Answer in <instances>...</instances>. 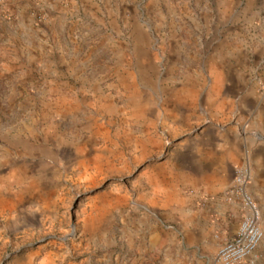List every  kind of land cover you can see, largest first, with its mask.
Listing matches in <instances>:
<instances>
[{
	"label": "rangeland",
	"instance_id": "1",
	"mask_svg": "<svg viewBox=\"0 0 264 264\" xmlns=\"http://www.w3.org/2000/svg\"><path fill=\"white\" fill-rule=\"evenodd\" d=\"M237 173L264 234V0H0V264H218Z\"/></svg>",
	"mask_w": 264,
	"mask_h": 264
},
{
	"label": "built area",
	"instance_id": "2",
	"mask_svg": "<svg viewBox=\"0 0 264 264\" xmlns=\"http://www.w3.org/2000/svg\"><path fill=\"white\" fill-rule=\"evenodd\" d=\"M246 183L247 175L237 173L232 191L241 198L246 213L236 235L218 250L214 258L218 264H248L263 243L261 214L245 190Z\"/></svg>",
	"mask_w": 264,
	"mask_h": 264
},
{
	"label": "crops",
	"instance_id": "3",
	"mask_svg": "<svg viewBox=\"0 0 264 264\" xmlns=\"http://www.w3.org/2000/svg\"><path fill=\"white\" fill-rule=\"evenodd\" d=\"M222 208H223V207H222L221 205H219V204H215V205L212 206V208H211V212H212V213H218V214H224V215H225L226 211L223 210ZM199 222H200V221H199ZM236 228H237V222L235 221V223H233L232 226H231V228H230L232 234L234 233V234H233V237L236 235V234H235V232H236ZM190 231L193 232V237H194L195 239L199 237V232H198V226H197V225H195L194 227H192Z\"/></svg>",
	"mask_w": 264,
	"mask_h": 264
}]
</instances>
